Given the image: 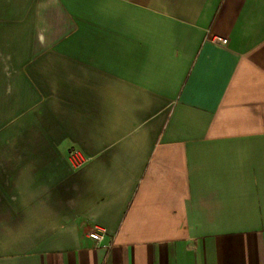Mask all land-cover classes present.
Returning a JSON list of instances; mask_svg holds the SVG:
<instances>
[{"label": "crops", "instance_id": "crops-1", "mask_svg": "<svg viewBox=\"0 0 264 264\" xmlns=\"http://www.w3.org/2000/svg\"><path fill=\"white\" fill-rule=\"evenodd\" d=\"M0 264H264V0H0Z\"/></svg>", "mask_w": 264, "mask_h": 264}, {"label": "built area", "instance_id": "built-area-1", "mask_svg": "<svg viewBox=\"0 0 264 264\" xmlns=\"http://www.w3.org/2000/svg\"><path fill=\"white\" fill-rule=\"evenodd\" d=\"M212 40L216 43H220L223 45L227 44L226 39H222L219 37H214L212 38ZM87 161H88L87 158L84 157L83 153L80 150L73 149L70 151L68 156V162H69V166L73 170H79L87 163ZM105 233L106 232L104 229L96 228L95 230L89 233V238L93 240L96 244H98L103 241Z\"/></svg>", "mask_w": 264, "mask_h": 264}]
</instances>
